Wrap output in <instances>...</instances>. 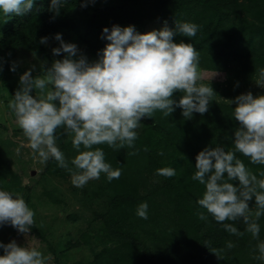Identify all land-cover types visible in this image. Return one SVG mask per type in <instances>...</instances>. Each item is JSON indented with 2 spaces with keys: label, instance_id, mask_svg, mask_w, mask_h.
Segmentation results:
<instances>
[{
  "label": "trees",
  "instance_id": "obj_1",
  "mask_svg": "<svg viewBox=\"0 0 264 264\" xmlns=\"http://www.w3.org/2000/svg\"><path fill=\"white\" fill-rule=\"evenodd\" d=\"M50 4L51 0H34L33 9L22 16H5L0 11V102L12 118L15 115L7 104L20 87L23 63L39 64L33 76L39 74L41 62L50 65L55 60L52 47H59L57 33L94 61L108 43L101 38L103 28L111 30L113 25H133L140 33L159 30L165 21L173 30L175 21L198 25L195 37L177 34L174 41L191 43L197 49L204 77L200 82L210 83L216 95L203 115L194 112L186 119L176 108L170 117L156 110L153 118H142L134 148L115 151L106 144L94 146L102 148L105 161L120 169L121 176L108 181L101 174L80 188L54 159L32 176L31 184L25 183L14 167L20 159L14 150L16 141L4 135L11 126L0 119V190L21 195L34 212L30 232L39 239L35 248L47 257L46 264H264L254 259L255 245L264 241V215L258 221L259 240L246 232L239 237L225 232L198 205L205 186L191 178L196 156L205 147L232 149L239 125L232 117L235 104L230 101L247 92L264 95V87L256 83L264 68V0H65L59 15L49 10ZM41 37L48 38L47 44L40 43ZM13 63L15 71L10 70ZM181 95L177 92L174 97L178 100ZM13 132L22 130L13 128ZM57 136L58 148L69 167H74L70 161L78 153L71 136L60 135L59 129ZM160 150L163 156L158 155ZM237 156L258 177L264 171V165ZM160 167H172L176 175L159 176L156 169ZM142 202L148 204L147 219L136 214ZM254 203L250 202L253 211ZM38 204H60L65 222L77 229L76 234L68 228L55 238V222L46 223ZM200 212L208 219H199ZM235 226L244 232L243 223ZM1 231L4 244L18 234L10 224L0 225ZM228 241L235 247L227 249ZM84 247L91 249L88 257L71 253ZM214 249H223L219 257Z\"/></svg>",
  "mask_w": 264,
  "mask_h": 264
},
{
  "label": "clouds",
  "instance_id": "obj_2",
  "mask_svg": "<svg viewBox=\"0 0 264 264\" xmlns=\"http://www.w3.org/2000/svg\"><path fill=\"white\" fill-rule=\"evenodd\" d=\"M64 3L65 0H51L49 10L59 15ZM33 7L34 0H0V11L5 16H22ZM197 32L195 23L178 21L174 30L165 21L161 29L146 33L137 32L133 25H113L111 30L105 27L101 38L108 43L91 62L76 44L65 42L57 33L55 40L59 41V47L52 48V53L66 55L50 65L41 62L36 76L32 75L35 66L25 71L7 107L40 162L54 159L71 174L74 186L83 187L101 174L108 181L119 179L121 170L113 169L105 161L102 148L94 146L106 144L115 151L134 148L142 118H153L156 110L170 117L180 108L182 116L190 119L194 112L206 113L214 100L216 93L210 83L200 82L204 77L199 70L197 49L191 43L174 41L177 34L191 38ZM47 42V37H41L40 43ZM16 67L13 63L10 70L15 71ZM256 83L264 87V68L260 69ZM177 92L182 93L178 100L174 97ZM230 103L235 104L232 117L239 125L234 130L232 149L205 147L196 156V170L191 178L205 186L198 205L225 232L238 237L246 232L259 240L258 221L264 215V171L258 177L237 153L254 165H264V95L242 93ZM58 129L60 135L72 138V147L78 153L70 161L74 167H69V161L57 146ZM158 155L163 156V150ZM156 174L170 178L176 175V170L160 167ZM253 200L254 211L250 207ZM147 210V202H142L136 214L147 219ZM198 216L201 220L208 219L204 212ZM33 218L34 212L23 198L0 190V225L10 224L18 233L28 236ZM236 223L245 225L244 232L239 231ZM225 247L230 250L235 245L228 241ZM0 249H3L0 264H46L47 257L41 251L18 245L15 240L0 242ZM222 251L212 250L218 257ZM254 251L258 253L254 259L264 261V241L258 242Z\"/></svg>",
  "mask_w": 264,
  "mask_h": 264
},
{
  "label": "rangeland",
  "instance_id": "obj_3",
  "mask_svg": "<svg viewBox=\"0 0 264 264\" xmlns=\"http://www.w3.org/2000/svg\"><path fill=\"white\" fill-rule=\"evenodd\" d=\"M54 47H56V46H53L52 48H54ZM63 55L65 56L66 54L63 53ZM53 57L55 59H60L61 55L60 56H53ZM33 66H35L34 69H36V68H38L39 64L37 62L34 63V61H30V60L28 62L22 64L24 72L29 70L30 68H33ZM0 105H1V107H0V119L4 120L6 124L11 126L10 130L4 135L8 136V137L12 138V140L16 141V144L14 145L15 146L14 150L16 151L17 156L18 155L20 156L19 161L18 162L16 161V164H14V167L19 171V174L21 177H23L24 182L31 184L34 181L32 179L33 178L32 176L38 175V173L44 167L45 163H41L40 158L38 156V153H34L33 150L28 146V140L24 136L23 132H20L17 134L13 132V128L14 129H20L16 123V119H15V117L12 118L11 115L9 114V112H6V109L2 103ZM13 158H15V157H13ZM22 160H25V162ZM22 163H25L24 166L22 165ZM36 189L39 190L40 186H38ZM19 196L25 200L24 197H22L21 195H19ZM68 202H72V200L70 201V199H69ZM38 208H39L38 213L40 215H42V217L46 221V223L47 222L48 223L49 222H52V223L55 222L54 223L55 224L54 227L56 229V231H55L56 237L55 238H57L60 233L67 231L68 228L73 230L74 235L76 234L77 229L74 228V226H72L71 223L69 224V222L67 220L65 222V214H64L60 204H54V205H50V204L40 205V204H38ZM69 208L72 209V207H69ZM69 208L67 210L68 212H69ZM1 233L3 234L2 231L0 232V234ZM12 240H15L18 245L25 246V247H36L39 245V239L36 236H34L31 232H29L28 236H25L24 234L18 233L16 236H14V239H10V241H12ZM71 253H75V255H77L78 257H81V258L84 256L88 257L91 253V249L89 247H84L82 249L75 250Z\"/></svg>",
  "mask_w": 264,
  "mask_h": 264
}]
</instances>
